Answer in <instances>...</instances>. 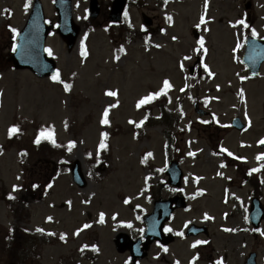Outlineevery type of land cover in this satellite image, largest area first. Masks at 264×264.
Instances as JSON below:
<instances>
[{"label":"rangeland","instance_id":"rangeland-1","mask_svg":"<svg viewBox=\"0 0 264 264\" xmlns=\"http://www.w3.org/2000/svg\"><path fill=\"white\" fill-rule=\"evenodd\" d=\"M33 1L0 0V143L6 148L0 154V240L5 230L24 225L39 247V254L31 255L29 264H129L130 254L117 251L116 237L120 232L134 239L141 236L144 216L153 211L154 201L177 192L165 185L171 156L180 159L187 178L181 190L188 207L178 209L166 224L176 236L175 242L166 247V252L153 244L148 257L139 264H193L197 256L194 264H245L251 252H256L258 264H264V222L260 231H255L244 212L250 201V187L236 180V161L222 167L224 159L212 149L225 137L223 144L233 154L241 153L249 159V155L264 153V148L258 146L264 138V65L263 75L251 78L241 59L247 31L255 28V37H264V0H207L206 13L205 0H169L164 8L159 0H138L143 4L126 10L127 27L114 25L111 32L105 26L113 0H99L102 10L92 20L93 28L86 22L89 0H73L74 19L83 29L78 44L69 52L58 34L47 42L58 62L61 81L71 85L70 90L52 78L38 79L30 72L3 64L12 49L11 29L18 32L24 26ZM42 1L48 20L55 25V0ZM25 3L29 4L27 10ZM144 15L152 26L144 24ZM202 15L205 24H200ZM240 19L249 27L235 24ZM194 29L204 38L200 51H196L199 39L193 36ZM146 33L150 35L148 40ZM82 43L86 56L81 55ZM238 43L242 47L237 48ZM199 56L201 70L191 75L189 67ZM205 64L214 75L204 69ZM165 79L172 85L168 89L171 99L159 96L137 108L142 97L160 91ZM108 91L117 95H107ZM164 102L180 116L172 132L175 135L177 131V144L168 150L165 131L169 127L165 124L148 127L140 138L133 130L148 109L158 115ZM197 102L214 113L216 125L210 123V118L198 116ZM105 108H109L108 125L100 122ZM235 116L250 121L248 132L240 134L229 129ZM15 122L22 123L25 140H32L37 126H53L59 144L75 141L74 150L69 155L61 150H35L29 160L22 162L19 148L7 140ZM103 132L108 133L107 147L100 149ZM64 158L71 164L75 160L82 163L88 180L86 188L75 185L70 165L68 169L59 168ZM250 164L259 166L264 161ZM152 165L164 169V173L155 171ZM261 174L264 201V168ZM36 180L41 187L30 195L28 189ZM49 182L51 187L46 188ZM9 191L26 201L24 220L12 215L6 206L4 196ZM100 213H104L103 222ZM205 214L210 218L206 219ZM191 223L206 225L210 235L186 237ZM85 224L90 227L84 228ZM181 232L183 236L178 234ZM198 240L207 243L193 248ZM1 244L0 264H7L10 255ZM86 244L89 247L83 248ZM32 245L28 242V248L34 250Z\"/></svg>","mask_w":264,"mask_h":264},{"label":"water","instance_id":"water-1","mask_svg":"<svg viewBox=\"0 0 264 264\" xmlns=\"http://www.w3.org/2000/svg\"><path fill=\"white\" fill-rule=\"evenodd\" d=\"M125 5L126 0H116L114 2L113 10L110 16V19L112 21L119 22L121 20ZM58 7L60 9L61 23L59 32L62 37L67 40L69 50H71L79 33L78 26H76L72 21L71 0H59ZM91 12L94 18L98 16L99 7L96 0H92ZM64 28H67L71 31L65 33ZM49 31L50 28L46 24V21L44 19L42 6L40 4V1L37 0L35 9L25 29L22 31L18 38V44L15 49L14 55L12 56V60L14 61L16 69L28 68L39 77H46L52 75L55 72V62L45 54V42ZM195 35L197 34L195 33ZM259 43H261V41L255 40V46ZM251 49H254V46ZM261 49L264 52V46H262ZM250 51L251 50H248L247 54ZM257 66L258 65L255 64L254 68H257ZM255 73H258V69L255 70ZM168 173L172 175V184L179 185L180 179L182 177V172L179 170L177 163H172L171 169H169ZM73 175L80 186H85L86 181L84 180L79 161H77L73 167ZM173 201H176L178 207L184 205V200L182 198H176L175 200L169 201H158L156 203L154 213L146 217V237L151 236V238L144 244V247L141 249V253L139 255H137L136 252H139L141 239H139L136 243L131 242L126 234L119 235V251L123 252L127 248H130L134 255V258H143L144 256H146L145 250L154 239H158L164 244H169L173 240V237L165 236L162 230L164 222L171 218L172 213L175 210V207L172 204ZM263 217L264 212L257 215L254 222H260ZM202 231H206V228H200L196 225H193L192 227H190L188 235H197ZM249 264H253L250 259Z\"/></svg>","mask_w":264,"mask_h":264},{"label":"snow or ice","instance_id":"snow-or-ice-1","mask_svg":"<svg viewBox=\"0 0 264 264\" xmlns=\"http://www.w3.org/2000/svg\"><path fill=\"white\" fill-rule=\"evenodd\" d=\"M165 2H167V0H165ZM24 7H25V10H27V8L29 7V4H28V3H25ZM204 7H205V13H206V10H207V7H208L207 0H205V5H204ZM127 15H128L127 12H125V16H127ZM167 19H168L169 21H171L172 18H171L170 16H168ZM206 22H207V21L205 20V16L202 15V16L200 17V24H205ZM200 24H197L196 27L199 28V27H200ZM235 24L243 25L245 28H248V27H249V25L246 23V21H245L244 19L237 20V21L235 22ZM233 26H235V25H233ZM11 30H12L13 33L17 32V29H15V28H12ZM251 35H252L253 37H255V36L258 35V33H257V31H256L255 28H252V29H251ZM173 39H176V37H173ZM197 43H198V47H197L196 51H200V49H202V48L204 47V38H203V37H200ZM157 47H160V45H157ZM239 47H242V45L238 43V44H237V48H239ZM47 51L49 52V55L52 54V50H51V49H47ZM204 51L206 52L207 50L204 49ZM81 55H82V56H86V55H87V51L85 50V48H84V46H83V43H82V46H81ZM186 59H190V58H189V57H186ZM181 66L183 67V65H181ZM204 69H205L206 71H209V74H210V75H214V74L211 73L210 70L208 69V65H207V64L204 65ZM51 78H52L53 81H59V82H61V83H64L63 81H61V77H60V71H59V69H57V70L53 73V75H52ZM241 79H246V77H241ZM64 86H65V90H70L71 85L65 83ZM171 87H172V85L170 84V82H169L167 79H165L164 82H163V87L160 89V91H157V92H151V93H149L148 95L142 97V98L137 102V108L141 107L142 105L148 104V103H150L151 101H153L154 99L158 98L160 95L165 94V93L167 92V90H168L169 88H171ZM217 87L219 88V86H217ZM240 94L243 95V90H241V93H240ZM107 95H110V96H116L117 93L114 92V91H108V92H107ZM109 107H115V105H111V106H109ZM108 116H109V108H105V110H104V112H103V118H102L101 121H100L101 124H103V125H108V124L110 123V121H109V119H108ZM131 122H132V121H130V123H131ZM142 123H143V121H141V124H142ZM204 123H208V121H204ZM249 123H250V121H249ZM18 131H19L18 126L13 125V126L9 129V136H12L13 134L17 133ZM107 137H108V133H107V132H103V133H101V140H100V144H99V148H100V149H104V148L107 147V144H106ZM42 139H49V140L52 141L53 144L56 143L55 140H54L53 131H50V130H47V129H42V130L40 131V133L37 135L36 140H35L34 142H35L36 144H39V143L41 142ZM75 143H76L75 141H69V144H68L69 150H71V148L75 146ZM258 143L261 144V145H264V138H262L260 141H258ZM222 150H223L224 152H227L229 156H232V155H233V153H231L230 151H228V149H226V148H224V149H222ZM188 154H189V155H194V153H192V152H189ZM89 155H91V153H89ZM151 155H152V153H148V154H147V156H151ZM236 159H244V160H246V157H236ZM256 159H257L258 161H264V153H259V154L257 155ZM142 162H146V159H145V161H142ZM221 166H222V167H225L226 165H223V164H222ZM260 168H264V164H261L260 167H258V168H253V169H251L250 172H249V174H251L252 172H257V171H259ZM220 175H223V173H220ZM185 179L187 180V178H185ZM197 179H199V178H197ZM14 187H16V186H14ZM49 187H51V185H49ZM201 191H203V190H201ZM11 198H14V197H11ZM127 202H128V201L126 200L125 203H127ZM205 218L208 219V218H210V217H208L207 214H205ZM47 219L50 221V220H52V217H48ZM103 221H104V213H100V222H103ZM129 226H131V225H129ZM83 227H84V228H88V227H90V225L85 224ZM228 230H229V231H234V229H228ZM37 231L43 232L44 229H42V228H38ZM79 231H80V230L78 229V230H77V233H76L77 235L79 234ZM165 231L171 232L172 229H171L170 227H169V228H165ZM257 231H260V230L257 229ZM50 234L55 235L54 233H50ZM178 234L181 235V236H183V232L178 233ZM60 238H61L62 240L65 239V235H61ZM203 243H207V241H199V240H198V241H195V242L192 244V247L195 248L197 245H199V244H203ZM88 247H89V245H87V244L83 246V248H88ZM91 247H92L93 249H96V246H95V245H92ZM161 247L163 248V250H164L165 252L168 250V249H167L166 247H164L163 245H161ZM82 250H83V249H82ZM197 258H198V256H197V257H193V264H194V262H195V260H196ZM176 264H179V262L177 261ZM221 264H222V262H221Z\"/></svg>","mask_w":264,"mask_h":264},{"label":"trees","instance_id":"trees-1","mask_svg":"<svg viewBox=\"0 0 264 264\" xmlns=\"http://www.w3.org/2000/svg\"><path fill=\"white\" fill-rule=\"evenodd\" d=\"M160 3H166V2H165V0H161ZM160 110L162 113L161 119L154 118L151 114V111H149L148 117H147V124L154 125L157 122L167 121V123L172 126L173 122H174V117H173L172 113H170L164 107H160ZM42 129H46V128L38 127L39 133ZM47 130L53 131L51 129H47ZM53 136H54V133H53ZM168 136H169V138H171V134L170 135L168 134ZM34 141L27 140V141H22L21 143H17V145L19 146V149H20V153L22 155V162L29 155H32L33 151H35V150L44 151L46 149H49L51 152L61 150V151H65L67 154L72 151V148H71V150H69L68 146H58L56 140H55V142H56L55 144H53L52 141L49 139H42L39 144H36ZM65 163L66 162L62 163V165L64 167L66 165ZM11 197H13V195H7V198H6L9 206H12V204H13ZM15 215L19 216L20 214L17 211H15ZM9 237H10V241L6 243V246H7L10 258L23 263L25 260L18 254V252H21V253L27 252L25 249V245L28 246V244H26V243L30 242L29 240H30V238H32L31 235L29 233L25 232L22 228H15V231L13 233H11L9 235ZM19 245H21V248H19ZM28 247H30V246H28ZM29 249H30V251H32V253L34 252L33 249H31V248H29Z\"/></svg>","mask_w":264,"mask_h":264},{"label":"flooded vegetation","instance_id":"flooded-vegetation-1","mask_svg":"<svg viewBox=\"0 0 264 264\" xmlns=\"http://www.w3.org/2000/svg\"><path fill=\"white\" fill-rule=\"evenodd\" d=\"M239 174L241 175V179H246V172L244 170H240ZM248 180H249L250 184L252 185L253 189L255 190V192H257L258 187H259V181H258L259 178H257V174L251 173V176L248 177Z\"/></svg>","mask_w":264,"mask_h":264}]
</instances>
